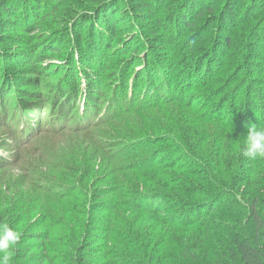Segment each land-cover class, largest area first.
I'll list each match as a JSON object with an SVG mask.
<instances>
[{"label": "rangeland", "instance_id": "1", "mask_svg": "<svg viewBox=\"0 0 264 264\" xmlns=\"http://www.w3.org/2000/svg\"><path fill=\"white\" fill-rule=\"evenodd\" d=\"M131 1L117 0L118 9L122 11L120 18L123 23H118L115 34L110 36L102 34L99 27H96L94 18L91 21L95 29L89 24L85 25V28L80 25L79 30L85 31L84 43L79 45L75 37L77 28L76 22L72 20L73 13L75 18L79 17L85 10L80 8L79 4L86 3L87 6H91L92 0H0V19H11L10 24L0 28V225L12 228L20 236L17 244L10 250L9 264H80L78 259L81 260L82 257L83 264H120L123 257L118 246L124 240H119L114 233L111 235L109 246H112L114 241L120 244L113 248V254L106 247L101 251L97 250L95 255L81 253L78 250L81 243L90 247L104 244L103 239L101 240L103 234L91 229L85 232L81 242L77 240L74 234L76 226L79 225L77 219L83 220L84 217L72 214L71 211L73 212L74 207L78 210L83 209L81 202L84 198L76 191H73L72 195L67 194L68 187L80 186L76 182L90 171L92 180L89 187L94 190H106L115 186L111 195H119L121 200H128L131 198L129 189L146 191L144 186L140 188L135 183L137 177L145 185H152L148 183L151 182L150 176L142 177L143 173L154 175V182H157L159 178L167 179L166 176H170L173 171L172 168H164L157 172L148 166L134 169L129 167L128 162L115 160L112 151H121L129 142L113 150L108 146L101 148L97 145L104 137L120 135L123 138V134L118 133L112 124L117 122L118 125H122L124 131L129 130L131 127L125 118H114L113 123L108 122L102 126L77 129V126L82 127L76 121L77 116L79 118L84 110L82 107L87 99L85 88L91 83L89 79H94L92 85L95 99L88 96L90 104L87 103V108L95 113L91 120L99 123L101 117L106 118L112 112L126 108L131 94L143 97L148 91V95H151L150 102L158 100L149 92H153L154 89L148 75L153 62L157 69H160L159 66L162 64L166 65L170 73L173 72L174 66H178L175 73H172V78L173 87L179 93L181 88L179 78L182 79L185 75L184 70L179 69L182 54L186 52V55L194 58L200 54L194 52V49H187L185 44H189L195 48L206 47L210 56L222 65L220 75L217 74L220 81L212 85L213 89L224 86L225 73H234V80L224 86L226 90L220 97L233 95L237 97L236 101L239 100L241 103L245 100L247 91H251L252 99L259 107L264 100V0H233L232 15L227 11V4L232 3L231 0H158L152 8L156 14L136 10ZM194 1L197 7L207 8L213 5L216 11L213 13L208 11L203 16L195 18L196 25L192 29L184 30L182 24L177 25L176 22L179 17L187 14L186 5ZM11 4L17 7L16 14L5 11V6H12ZM188 16L194 18L190 14ZM157 21L161 26H157ZM12 25L14 27H11ZM91 30L97 38L105 40L102 42L103 46H94L90 38ZM202 35L205 36V39H202L204 42H199ZM227 35L231 36L230 47L225 43ZM128 36L131 39H128L130 41L126 47L130 46L129 49L132 50L127 49L123 56L115 58L117 54L115 51L123 46ZM108 45L114 46V50L108 51L106 47ZM134 49H137V52ZM182 51L184 53H181ZM69 59L71 63L67 64ZM98 66L100 68H97ZM140 71L143 72L142 75ZM71 76L79 79L82 84L75 108L71 106L66 113L73 119H69L66 127L62 129H52L53 123H57L53 122V118L57 115L55 117L51 115V108L56 111L58 105H64L67 101L60 93L66 90H58V87L62 85L64 89L71 88L70 82L69 86L61 84ZM243 85L245 88L242 89L240 86ZM180 95L190 99L193 94L191 92ZM204 99L195 103L199 104ZM138 101L140 100L136 101L137 104ZM160 102L155 109L157 112L153 115L151 110L129 113L134 117L130 119L131 124L139 127V132L141 131L137 139H133L134 142L145 138L161 140L169 134V129H175L176 136L181 137L179 139L186 147L184 137L178 130L185 128L189 130L188 127H192L190 135L197 139L194 141H198V135L194 131L196 129L198 130L196 132L209 138L202 142L209 145V148L204 144L203 149L211 150V137L224 132L220 124L211 123L202 117L200 112H196V104L184 108L181 102L164 103L162 100ZM158 112L161 116L157 114ZM26 113L30 116L29 120ZM66 115L63 118L67 117ZM22 117L23 119L18 121L21 122V132H18V122L16 124L14 121ZM154 117L162 119L164 123L157 122ZM57 118L59 119L58 116ZM111 130L114 132L110 134L105 132ZM22 131L26 132V135H22ZM223 136L222 147L226 148L228 144L230 146L228 148L232 149L230 137L224 133ZM238 141L237 144L240 146L243 141L240 139ZM166 146L163 142L157 141L151 149L152 152L165 151ZM230 149L225 153L236 151L241 154L240 149ZM186 152L189 155L194 153L192 149ZM64 158L74 160L68 161ZM153 159L166 160L162 153ZM242 159L240 162L247 165L248 160L244 157ZM199 160L203 164H212V159L207 156ZM255 162L258 167L252 174L251 181L252 187L258 188L264 180V159H257ZM118 164L129 168L114 171L113 167ZM236 164L241 165L238 162ZM222 166L229 169L231 167L229 160L222 163ZM115 176L120 177V184L114 180ZM203 176L205 177L203 174L200 176L199 184H203ZM94 180L96 186H93ZM172 188H178V184H172L170 189ZM144 203L148 205L150 202ZM129 215L127 212L126 217ZM121 217L120 215L118 222L114 224L118 228L126 222ZM72 218L75 221L72 222ZM60 221L63 226L72 229L69 235L68 231L65 232V229L59 226ZM146 223L150 224L148 220ZM47 229L50 231L49 238ZM60 232H65V237L60 238L62 236ZM40 233H45V237H40ZM96 240L97 244H93ZM133 255L138 260L144 257L142 253ZM145 260L148 261L146 258Z\"/></svg>", "mask_w": 264, "mask_h": 264}, {"label": "trees", "instance_id": "2", "mask_svg": "<svg viewBox=\"0 0 264 264\" xmlns=\"http://www.w3.org/2000/svg\"><path fill=\"white\" fill-rule=\"evenodd\" d=\"M156 1L158 0H132L131 2H133L132 6L136 10L148 11L153 14L155 13V9L152 8L156 5ZM231 2V5L227 4V11L228 14L232 15L234 8L232 7L233 0ZM91 3H93L92 7L90 5L87 6L86 3L79 4L80 8H85L79 14V17L75 18V14L73 13L72 20L76 22L75 27L77 28L75 37L79 45L84 43L85 31L79 30L80 25L82 28H85V25L89 24L92 29H95V27H92L94 23L91 19L95 18L96 27H99L101 33L106 36L115 34V30L119 25L118 23H123L120 18L122 11L118 9L117 0H92ZM11 5L9 7L5 6V11L10 14H16L17 7H13V4ZM187 9V14L179 17L176 22L177 25L182 24L184 30L192 29L196 25L195 18L203 16L208 11L211 13L216 11L213 5L207 8L204 6L197 7L195 1L187 4ZM188 14L194 18H190ZM10 20V18H6V20L0 19V28L10 24ZM157 26H161L158 21ZM11 27H14V25ZM90 33L94 46H103L102 42L105 40L97 38L93 30ZM203 38L205 39L204 35L200 37L199 42L203 41ZM128 39H131L130 36L125 39L127 41L123 42V46L115 51L117 53L115 58L123 56L125 54L124 51L127 49L128 51L132 50L129 49L130 46L126 47L130 41ZM225 43L228 44L227 47L231 46L230 35L226 36ZM106 47L108 51L114 50V46L112 45ZM185 47L189 50L194 49V52L200 54L197 58H194L191 55H186L184 51L181 52L184 54H182V64L179 69L184 70L183 74L185 75L182 79L179 78L180 84H178L181 85L179 93L173 87L174 80L172 78V73H175V69L178 66H174L172 68L173 72L170 73L169 67L166 65L162 64L161 67L159 66L160 69H157L155 68V62H153L154 64L150 67L148 75L150 81L153 82L152 87L154 89L153 92H149L158 100L150 102L149 98L151 95H148V91L143 97L131 94L126 108L124 107L122 110L112 112L106 118L101 117L99 123L91 120L92 115L95 113L87 108V103L89 102L90 104L88 96L90 95L91 99H95V93H93L94 87L92 85L94 79H89L91 83L89 87L87 85L88 88H85L87 99L82 107V110L84 108L83 113L79 118L77 116V121L74 119L77 124L79 123L82 126L78 127L75 123L77 129L86 126H102L108 122L113 123L114 118H125L128 126L131 127L129 130L124 131L122 125H118L119 123L117 122L112 124L118 130V133L123 134V138L120 135L109 138L106 136L107 138H101L97 145L101 148L108 146L113 150V148L126 145L129 142L121 151H112L111 154H113L115 160L119 159L128 162L130 164L129 167L134 169L148 166V168L153 167L157 172H160L164 168H172L173 171L170 176H166L167 179L159 178L157 182H154V175L143 173L142 177L150 176L149 180L151 182L148 183L152 185H145L137 177L135 183L140 188L144 186L147 192H140L139 189L131 188L129 189L131 198L128 200H121L119 195H111L115 186L112 189L109 187L106 190H94L89 187L92 180V172L90 171L76 182L81 187L77 185H73L71 188L68 187L67 194L72 195L73 191H76L84 198L83 202H81L83 209L78 210L74 207L73 212L71 211L72 214L76 213L84 217L83 220L77 219L79 221L77 224L79 225L76 226V233H74L77 236V240L79 239V242H81L85 232L91 229H95L103 234L101 240L103 239L104 244H98L95 247L86 245V247L81 243L78 250L81 253L88 252L95 255L97 250L101 251L106 247L113 254V248L121 243L118 246L123 257L120 264H264V180L258 188H253L251 181L252 174L256 172L258 164L248 159L247 165H243L240 162L243 158L242 149L248 128L255 124L259 127H264V100L261 101V106L259 107L252 99L253 94L251 91H247L246 98L241 103H239V100L236 101L237 97L233 95L227 94L224 97H220L221 93L226 90L224 86L234 80V73H225L224 86L213 89L212 85L220 81L218 76L222 70V65L210 56L206 47L195 48L189 44H185ZM134 50L137 52V49ZM70 61L71 59L68 60L67 64H70ZM97 68L100 67L98 66ZM142 73L140 71V75ZM67 80L68 82H66ZM67 80L61 84L69 86L68 84L71 83V88L67 87L64 89L62 85L58 87L59 89L57 88L58 90H66L65 92L60 91V93L63 98H67V101H65L64 105L56 106V111L52 110V108L50 110L53 117L56 115L59 117V119L57 116L53 118V122L56 121L57 123H53L52 129L66 127L67 121L72 118L70 115H66V113L71 106L74 107L77 103L81 92L80 85L82 84L79 79L77 80L74 76H71ZM126 82L127 80L125 79L124 84ZM240 87L242 89L245 88L244 85ZM191 92L193 95H191L190 99H186L185 96L181 97L180 95V93ZM203 98H205L203 102L199 104L195 103L197 100ZM137 100H140L138 104L136 103ZM160 100L164 103L171 101L181 102L184 108L196 104L195 111L200 112V115L206 120L211 121V123L220 124L224 132L216 134V137H211V150L203 149L206 143L202 142H205L209 138L196 132L198 131L196 129L194 131L198 135V141H194L197 139H194L195 136L193 138L190 135V131L193 130L192 127H188L189 130H186V128L178 130L188 145L186 147L179 139L181 137L176 136L175 129H169V134L161 140L158 138L154 141L152 138H145L134 142L133 139H137L141 131L139 132V127L136 128L135 125L131 124L130 119H134L131 115L148 110L153 112L151 113L152 115L155 114L157 112L155 111L156 107L161 103ZM224 105H226V108ZM129 113L132 114L129 115ZM157 114L160 115L159 112ZM25 115L27 117L28 113ZM64 115L67 117L63 118ZM22 116L24 117V115ZM23 117L18 118L14 122L17 124ZM29 117L28 120L30 119ZM135 118H137L136 115ZM154 119L157 122H163L162 119L158 120L155 117ZM20 123L18 122V132H21ZM157 125L159 126V124ZM105 132L110 134L114 131ZM223 133L230 137L229 141L233 143L232 149H240L241 154H238L236 151H234L235 153L233 151L225 153L230 148H228V144L226 148L222 147L224 141ZM22 135H26V132L22 131ZM203 138L205 139L203 140ZM238 139L243 141L240 143V146L237 144L239 142ZM157 141L167 145L165 151L152 152L151 148L155 146V142ZM237 145L239 146L238 148ZM206 146L209 148V145ZM191 149L195 154H187L186 150L190 151ZM48 153L49 156L52 155L50 151ZM161 153L166 158L165 161L153 159L161 155ZM203 156L210 157L212 164H203L199 160ZM64 159L68 161L74 160ZM227 160H229L231 167L224 169L222 163ZM242 161L244 160L242 159ZM110 162L113 163L112 161ZM237 162L241 165L238 166ZM127 167L118 164L113 167V170L120 171L123 168L127 169ZM79 168L78 166L77 169ZM202 174L205 175V177H202L203 184H199L198 181ZM113 178L116 183L121 182L119 176ZM94 182L95 180L93 181V186H96ZM176 183L178 184L177 190L170 189V186ZM78 200L80 201V199ZM145 201H149L150 203L147 205L144 203ZM127 212L130 215L126 217ZM120 215L126 222H123L122 227L118 228L114 224L116 221L118 222ZM147 220L150 222L149 225L146 223ZM71 221L73 222L75 219L72 218ZM63 225L61 223L59 226L63 227L65 232L68 231L69 235L72 229ZM46 232L49 238L50 231L47 229ZM65 232H60L62 235L60 238L65 237ZM113 233L119 237V240L123 239L124 241L120 243L114 241V244L109 246L111 245V235ZM43 236L45 237V233H40V237ZM97 242L96 240L93 244H97ZM133 253H142L144 257H142V260H138L134 257ZM80 259H78V263L83 264L84 258Z\"/></svg>", "mask_w": 264, "mask_h": 264}, {"label": "clouds", "instance_id": "3", "mask_svg": "<svg viewBox=\"0 0 264 264\" xmlns=\"http://www.w3.org/2000/svg\"><path fill=\"white\" fill-rule=\"evenodd\" d=\"M244 158L255 161L264 159V127L256 124L248 128L242 149ZM20 236L12 228L0 225V264H9L10 250L17 244Z\"/></svg>", "mask_w": 264, "mask_h": 264}]
</instances>
